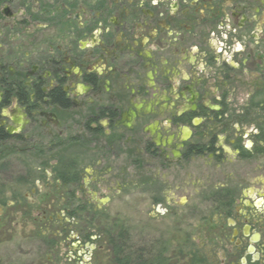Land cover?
Instances as JSON below:
<instances>
[{
    "label": "flooded vegetation",
    "instance_id": "1",
    "mask_svg": "<svg viewBox=\"0 0 264 264\" xmlns=\"http://www.w3.org/2000/svg\"><path fill=\"white\" fill-rule=\"evenodd\" d=\"M0 128L84 147L98 206L139 192L169 215L191 200L168 194L200 186L183 262L264 264V0H0ZM70 198L41 219L36 201L7 204L40 225L19 264H171L169 241L129 258Z\"/></svg>",
    "mask_w": 264,
    "mask_h": 264
},
{
    "label": "rangeland",
    "instance_id": "2",
    "mask_svg": "<svg viewBox=\"0 0 264 264\" xmlns=\"http://www.w3.org/2000/svg\"><path fill=\"white\" fill-rule=\"evenodd\" d=\"M51 142V139L44 138L38 142H21L19 144L16 141H11L0 145V215L3 213L1 209L4 205H6L4 211L8 215L5 216L4 213V219L0 223V264L23 263L21 254L39 246L37 240L28 239L25 235L40 229V225L28 221L29 219L25 216L22 218L21 215L15 213L14 207H7L8 203L16 200L24 203L36 201L37 208L32 214L37 216V212L43 214L45 210L47 213L56 211V209L61 211L66 201L71 200L73 202L70 197L76 195L84 197L85 201L89 202L87 209L90 210L87 221L95 218L98 214L105 216L101 223L95 220L90 223L91 228L107 229L109 236L113 235L116 239L119 233L120 238L123 239L121 241L122 252L129 258H133L135 255H146L147 249L152 250L150 253L153 252L155 255L157 251L161 252L164 243L169 241V249L168 251L165 249L167 253L165 250L164 252L165 256H170V263L188 264L182 260L181 250H179L180 239L182 235L189 232L195 235L193 227L195 223L192 225L193 218L190 205L203 198V191L199 190L200 186L196 187L197 191L189 190L180 194H168L169 198H175L176 201L179 195L189 196L191 200L188 205L184 206L185 208L177 207L169 215L161 214L162 210L160 209L163 208L158 206L155 196L153 198L150 194L139 192L132 193V196L117 195L115 192H110V201L103 205L98 206V203H94V205L89 201L91 200L90 195L95 191V186L90 181L91 173L86 175L85 172L87 168L92 171V168H89L91 158L86 149L79 144L72 146L70 143L59 147L56 145L58 140H55L53 145ZM66 168H69L71 174L79 172L86 176V178L85 176L82 177L83 181H86L85 185L83 183L84 191L79 185L69 184L68 180L64 183L58 177L59 175L70 176ZM194 174L197 181L205 182L203 175L199 174L198 171ZM111 180H115V178ZM109 184V179L104 182L106 187H109ZM33 189L34 192H32ZM104 195L103 192L100 194L101 197ZM73 203L75 206L81 204L77 201ZM94 208L97 211H94ZM206 210V206L198 207L197 218L200 223L208 217L210 219ZM95 213L97 214L95 215ZM41 216L38 214L37 217L41 219ZM206 221L204 222L206 223ZM57 227L58 225L54 228ZM130 233L131 241L128 239ZM146 247L147 249H145ZM202 256H205L204 252ZM186 260L189 259L186 258Z\"/></svg>",
    "mask_w": 264,
    "mask_h": 264
},
{
    "label": "trees",
    "instance_id": "3",
    "mask_svg": "<svg viewBox=\"0 0 264 264\" xmlns=\"http://www.w3.org/2000/svg\"><path fill=\"white\" fill-rule=\"evenodd\" d=\"M8 141H9V137L5 134L4 130L2 128H0V143H3V142H7L8 143ZM66 169H67V172L69 173L70 172L69 168H66ZM69 174L72 175L71 173H69ZM73 174H75V173H73ZM58 177L61 178V180H65V181L67 179H68V181L75 179L74 176L73 177L69 176V178H67V177L65 178V175H59Z\"/></svg>",
    "mask_w": 264,
    "mask_h": 264
},
{
    "label": "water",
    "instance_id": "4",
    "mask_svg": "<svg viewBox=\"0 0 264 264\" xmlns=\"http://www.w3.org/2000/svg\"><path fill=\"white\" fill-rule=\"evenodd\" d=\"M21 114H22V112L21 111H19Z\"/></svg>",
    "mask_w": 264,
    "mask_h": 264
}]
</instances>
